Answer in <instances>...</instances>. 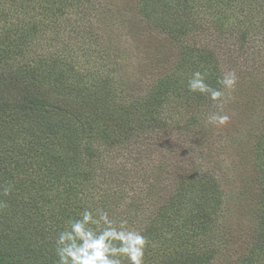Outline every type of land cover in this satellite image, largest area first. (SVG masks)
<instances>
[{
	"label": "trees",
	"instance_id": "16d2710c",
	"mask_svg": "<svg viewBox=\"0 0 264 264\" xmlns=\"http://www.w3.org/2000/svg\"><path fill=\"white\" fill-rule=\"evenodd\" d=\"M30 1L35 7L44 6L46 15L43 14V18L61 22L65 33L69 34L70 29L81 33L79 38L83 44L78 46L76 57H80L81 52L89 57L88 40L94 43L96 37L102 41L97 34L98 29L104 32L108 29L105 28L108 23L101 22L105 18L97 0ZM141 1L145 6L143 14H157L149 18L150 41L162 48L166 40H171L178 44L176 50L180 46L183 49L177 58L187 73L182 88L186 97L198 104L213 102L206 95L190 92L187 83L191 74L200 70L207 71V83L220 87L217 80L226 68L221 57H230L226 64L244 82L247 76L252 82H257V73H264V0H229L230 4L226 6L219 3L217 7L224 10L216 13L211 11L217 7L210 6V2L216 0ZM77 6H84L86 16H74V13L78 14ZM206 16L207 25L219 43L206 47V53L197 52L194 48L187 51L186 41L190 32L198 29ZM51 25L52 21L44 26L40 19L28 37L19 36V39L18 36L7 35L0 45V63H9L7 43L11 38H15L21 53H32V61L23 64L24 73L14 77V81H19L12 82L8 70L0 66V114H6L5 118H0V131L7 130L8 138L12 140L10 150L0 148V189L3 191V187L12 186L10 194L0 193V201L6 205L0 208V214L11 215V218L19 220L18 223H25L17 228V233L21 237L26 236L22 240L12 237L17 233L1 231L0 245L3 249L0 247V264H57L55 240L59 231L94 203L84 201L93 196L102 198L99 199V208L107 210L111 218L117 221L126 219L130 225L142 228L149 242L146 264H165L167 256L173 259L171 264H262L264 149L259 147L253 154L260 181L257 196L263 205L260 204L259 211L252 210V213H257L260 220L251 216L252 219L249 218L250 221L242 226L237 224L236 216L247 208L240 204V193L227 190L225 166L214 164L218 157L211 151L205 153L202 149L190 147L187 155L192 160L181 157L177 163L174 162V174L166 184L164 172L173 161L168 160L166 152L162 154L164 159L157 160L150 146L156 143L151 140L148 143L146 138L148 131L160 133L172 125L160 117V113L165 105L167 87L172 85L178 90L179 80L167 74V69L161 72L155 69L166 68L167 59L161 60L165 52L159 50V60L150 65L143 67L144 61L129 70L124 64L127 59L125 47L112 44L108 49L101 46V42L96 48L102 47L106 51V64H112L103 72L101 79L93 77L94 64L90 60L81 63V69L76 67L73 59L70 68L62 61H53L52 64L65 66L55 74L47 64L49 52L41 50L39 40ZM109 27L110 34L114 36V27ZM131 35H138V31L131 32ZM250 39L259 41V45L253 47L252 53L240 56V52L246 53ZM19 45L24 46L23 49ZM220 45L222 54L215 51ZM148 46L156 52L155 46ZM92 52L97 51L91 49ZM66 72L69 75L63 76L62 73ZM29 76L35 79L32 81L35 83V97L24 94L31 84ZM41 81L46 83L41 86ZM19 85L21 87L16 93ZM135 86L146 89L143 93H136L133 90ZM65 93L71 96L77 93L82 100L62 103L59 97ZM168 112L171 114V107ZM20 113L26 118L28 113L32 114L34 119L25 118V123H18L15 117ZM257 121L256 128L264 130V116L252 122ZM241 143L242 140L237 139L236 147ZM15 144H19V150L13 148ZM222 154L224 150L220 149L218 155ZM10 155L12 161L17 157L13 170L9 166L11 164L6 163ZM1 169L6 171L5 175ZM17 188L21 198L24 193H34L35 207L40 203L44 207L45 213L35 210L34 226H31L30 218L23 215L25 204L32 202L19 198ZM93 207L97 209L95 205ZM7 243L12 245V249L6 250ZM237 247L240 253L229 261Z\"/></svg>",
	"mask_w": 264,
	"mask_h": 264
},
{
	"label": "rangeland",
	"instance_id": "374dc122",
	"mask_svg": "<svg viewBox=\"0 0 264 264\" xmlns=\"http://www.w3.org/2000/svg\"><path fill=\"white\" fill-rule=\"evenodd\" d=\"M97 2L99 5H101L105 18V20L101 19V22L105 24L108 23V25L105 26V28H108L106 32H104L102 29H98L99 33L97 34H99L103 40H97L95 37V42L91 43L87 38H85V40H88L90 56H84L81 52L80 57H76L74 54L77 52L78 46L83 44V41L79 38L81 33L76 31V29H74L72 32V29H70V33L67 34L65 33L63 29L64 26L61 25V22L56 19H51V27L45 30V32L39 36V40L42 43L41 50L49 52L47 64L53 68L55 74H59L60 68H65V66H69L68 68H70L72 66L70 64L72 59L74 60L76 67L79 69H81L82 64L85 61L90 60L94 64L93 77H95V79H101L103 72L112 65L110 63L106 64V51H104L102 47H100V49L96 48L100 46L101 42V46H107L108 49L111 48L112 44H115L116 46L123 45L125 47L127 59L124 60V64L127 66L126 69L139 66V64L144 61L145 63L143 64V67L150 65L153 61L155 62L156 60H159V50H163L165 53L163 54L164 58H161V60L167 59V63L165 64L166 68L155 69L159 72L165 71L167 69V74H172L175 79L179 80V89L176 90L175 86L173 87L172 85L167 87L166 90L168 91L166 92L167 96L165 105L160 113V117L166 119L169 125H171L172 122L171 127L168 126L169 128L167 129L163 128V131L160 133H152V131H148L146 134L148 136L146 138L149 140L148 143L150 140L156 143H152L150 146L155 152L157 160L159 159L160 161L161 159H164V155H162L163 152H166L169 158L173 159L171 160L168 158V160L173 161V163L172 165L167 166L164 172L166 184L169 183V177L173 176L174 174V162L177 163L181 157L187 158V161L192 160V158L187 155V153H190L188 152L190 147L194 149H202L205 153L211 151L216 158L218 157L217 162L215 161L214 164L220 165L222 167L225 166V173L227 175H225L224 181L226 184L230 185H227V190L230 192L240 193V204H243L245 208H247V211H243V213H239L236 216L238 219L237 224L240 223V225L245 226L250 221L249 218H251V216L255 218L257 216L258 218L259 216L257 213H252V210L259 211L261 206L260 204H262V200L257 196L260 181L258 178L257 169L254 166L253 154L257 149H259V147L264 149V130L259 127L256 128V126L259 124L258 121L254 124L252 121L256 120L259 116H264V73H257L255 77L257 82H252V79L249 76H247L245 82L242 78L239 80L237 87L232 94L234 98L224 106V110L231 116V120L227 125L218 127L208 124L206 123L208 114L218 111L216 104L210 101H205L204 103L198 104L189 96L186 97L185 94H182V91L184 90L182 88L185 86L184 79L187 73L183 69L184 65H181L179 63L180 60L177 58L183 53L181 46L176 50L178 44L175 45L174 41L166 40L164 47L161 48L158 43L150 41L152 33L149 18H153L157 16V14H143L145 6L141 0H97ZM206 2H208V0ZM219 3L223 6H226L230 4V1H211L210 6L216 8ZM77 8L78 14L74 13V16H77V18L79 16H86L84 6H77ZM222 10H224L223 7H217L216 9H213L211 13H216L217 11ZM0 11H2L0 13V45H2L3 39L7 37V35H11V37L15 38H17V36L28 37L30 33L32 34L33 32L32 29L35 25V22H39L40 19L44 21V26L51 22L50 18H43V14L46 12L44 6L35 7L34 2L30 0H1ZM206 19H208V16L204 18L198 29L190 32L186 41L187 51L191 48H194L197 52L202 51L203 53H206V47L209 48L211 45L213 46L214 44L219 43L215 40V36L213 35L211 28L207 25ZM209 19L211 21L212 18ZM196 21H198V19H196ZM232 22L235 21L233 20ZM110 25L114 27L115 37L110 34ZM40 27L42 28V26ZM136 31H138V35L132 36L131 32ZM116 35H121V37H116ZM21 37H19V39ZM15 38H11L7 43V53L10 56L7 57V60L10 64L7 62L0 63V66L4 69H7L10 73L12 82L20 80L16 79L14 81V77L18 73H24L25 68L23 67V64L30 63L32 61V53H21L17 47ZM146 38L148 40H146ZM232 43L235 44V40H233ZM148 44L155 46L157 48L156 52L149 49ZM246 45V53L239 51L240 56L242 57L247 55V53H252L254 50L253 47L259 45V41L254 42V40H251ZM19 47L20 49H23L24 46L19 45ZM91 49L97 52L91 53ZM215 51L218 53H224L223 47L221 45ZM177 52L179 55H177ZM227 58L230 57L225 56V59L221 57V63H224L223 65L226 66V68L223 69V72L230 69L226 64ZM53 61H57L58 63L62 61L64 62L65 66L61 64H52ZM87 68L89 69L90 67ZM62 74L63 76L69 75L68 72ZM157 75L158 74H156V76ZM127 76L130 78L129 75ZM29 78L31 84H29L27 89L24 90V94H29L30 97H35V83L32 82L35 81V79L32 76H29ZM44 81H41L40 84L38 82L36 83L42 86L46 83ZM90 81L93 83L94 79L91 78ZM131 83H133V81H131ZM257 84L259 86H256ZM20 87L21 86L19 85V87L15 89L16 93ZM133 90L136 93L143 91L138 88V86H135ZM90 91H92V89ZM77 93L74 96L69 95V93H65L59 97V101L61 100L62 103H65V101L69 103H73V101L77 100L81 101L82 98ZM171 100L173 102L168 104ZM170 107L171 114L168 112ZM18 116L15 117L16 121L18 123H25L26 116L22 113L18 114ZM1 117L5 118L6 114H0V118ZM26 119L31 120L34 119V117L32 114L28 113ZM251 127H253V129H251ZM243 133L246 134V136L244 135L241 137ZM194 138L197 139V141H195ZM239 138L242 140V145L236 147L235 141ZM11 142V137L8 138V131H0V148L3 150H10L9 144ZM223 143L226 146H224ZM13 148L19 150V144H15ZM167 149H169V152ZM220 149L224 150V154L218 155L220 154ZM10 157L11 155L7 159L6 163H10L11 165L9 166L13 170L17 157H14L13 161L10 159ZM197 161L199 162L198 159ZM2 172L4 175L6 174V171L2 170ZM0 193H3L1 189ZM16 195L21 198L20 189L18 188L16 190ZM33 198L35 199L34 193H24L21 198L23 200L29 199L32 202L26 203L23 209V215L30 218L31 226L35 225V210H37L39 213H45L42 203L36 206L37 208L35 207V201ZM99 199L102 198L100 196H93L89 199H84V201L88 203L94 201L93 204L91 203V205L87 206L86 208L92 207V209L95 210L93 205H95L96 208H99L101 203ZM86 205L88 204L85 203V206ZM1 214L0 236H2V230L9 234H15L17 233V228L25 224L22 222L18 223L19 220L11 218V215L2 216ZM258 219L260 220V218ZM137 229L142 232V228L139 226H137ZM12 237H18L24 240L26 236L21 237L20 234L17 233ZM1 248L3 249V247ZM5 248L6 250L12 249V245L7 243ZM239 253L240 251L237 247L236 250L232 252L229 261L233 260ZM166 258H168V261L165 264H171V260L173 259L170 258V256H167ZM213 264L223 263L215 262ZM262 264H264V260L262 261Z\"/></svg>",
	"mask_w": 264,
	"mask_h": 264
},
{
	"label": "clouds",
	"instance_id": "9594fccd",
	"mask_svg": "<svg viewBox=\"0 0 264 264\" xmlns=\"http://www.w3.org/2000/svg\"><path fill=\"white\" fill-rule=\"evenodd\" d=\"M207 71H194L188 79L190 92L206 95L216 103L218 111L208 114L206 123L224 126L231 116L224 106L234 97L239 76L228 69L218 77L220 87L207 83ZM12 186L3 187L8 195ZM0 201V208L5 207ZM148 238L126 219L119 221L110 217L104 209L85 208L79 218L69 220L55 240L57 264H146Z\"/></svg>",
	"mask_w": 264,
	"mask_h": 264
}]
</instances>
